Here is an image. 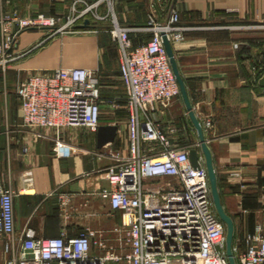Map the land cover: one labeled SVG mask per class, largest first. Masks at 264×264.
Segmentation results:
<instances>
[{
  "label": "crops",
  "instance_id": "crops-1",
  "mask_svg": "<svg viewBox=\"0 0 264 264\" xmlns=\"http://www.w3.org/2000/svg\"><path fill=\"white\" fill-rule=\"evenodd\" d=\"M151 4L160 21L167 20L171 7L179 12L184 39L172 46L195 115L212 121L204 134L222 204L234 220L235 235L252 234L264 222V87L259 85L264 75V0H113L112 8L120 24L141 26ZM67 8L66 0H0V17L17 12L23 18H61L62 23ZM107 10L102 4L98 13L106 16ZM81 25L51 38L41 30L21 32L11 50L13 60L0 72V177L16 194L17 234L30 227L39 237H56L65 228L74 236L84 228L107 230L119 222L99 195L109 186L99 170L110 162L95 154L97 133L63 129V146L56 151L52 130L37 138L20 117L16 89L29 75L83 67L95 72L100 85L114 70L99 46V32L111 26L108 16L90 19L87 28ZM131 37L134 44L147 38L142 33ZM122 107L113 145L124 152L128 137ZM152 115L165 128L176 129L175 142L198 148L203 159L181 97L159 105ZM29 176L32 181L26 182Z\"/></svg>",
  "mask_w": 264,
  "mask_h": 264
},
{
  "label": "built area",
  "instance_id": "built-area-1",
  "mask_svg": "<svg viewBox=\"0 0 264 264\" xmlns=\"http://www.w3.org/2000/svg\"><path fill=\"white\" fill-rule=\"evenodd\" d=\"M66 1L62 23L61 18H23L17 12L0 17V72L13 60L11 50L21 32L41 30L51 38L73 33L87 19L108 16L124 97L104 98L95 72L83 67L31 74L19 83L16 95L22 124L37 138L45 137L43 130H52L56 151L63 146V129L83 127L97 133L104 104L114 111L123 106L126 151L109 143L95 152L110 162L99 170L109 185L99 195L119 222L107 230L84 228L74 236L65 228L56 237H39L30 227L17 234L16 194L0 177L5 264H229L226 226L215 211L204 160L200 157V168H193L190 148L173 139L176 129L165 128L152 117L159 105L181 97L162 38L165 34L172 45L184 39L178 10L171 7L167 20L160 21L151 4L144 25L127 26L118 22L113 0ZM102 4L107 5L106 16L98 13ZM132 33L147 38L134 44ZM200 123L204 133L212 127L210 118ZM31 181L29 176L26 182ZM61 199L64 206L66 199ZM232 252L236 264H264V222L252 234L235 236Z\"/></svg>",
  "mask_w": 264,
  "mask_h": 264
},
{
  "label": "water",
  "instance_id": "water-1",
  "mask_svg": "<svg viewBox=\"0 0 264 264\" xmlns=\"http://www.w3.org/2000/svg\"><path fill=\"white\" fill-rule=\"evenodd\" d=\"M78 27L80 28L89 27V20L88 19L85 20L84 24ZM162 38H163L165 49L167 51V55L169 58V62H170L173 74L176 78V81L180 89L181 98L184 102L190 122L193 125L197 133V137H198L197 146L200 148L201 154L204 159V167L207 171L210 193H211V198L213 201L215 211L219 219L226 226V255L228 258V262L229 264H236L234 256H233V252H232V246H233L234 238H235L234 220L225 211L223 207L221 196H220L219 189H218V179H217V174H216L214 164H213L212 154L207 144V140L205 138V134L203 132L201 123L199 119L197 118V116L195 115V112L193 110L185 81L179 70V66H178L177 59L175 57L173 46L169 42L165 34H162ZM259 85L264 87V75L260 78ZM117 130H118V127L116 125H112V124L101 125L97 131V148L100 149L106 144L114 143L117 137ZM188 156H189V160L193 168H200V163H199L200 154H199L198 148H190L188 151Z\"/></svg>",
  "mask_w": 264,
  "mask_h": 264
},
{
  "label": "rangeland",
  "instance_id": "rangeland-1",
  "mask_svg": "<svg viewBox=\"0 0 264 264\" xmlns=\"http://www.w3.org/2000/svg\"><path fill=\"white\" fill-rule=\"evenodd\" d=\"M99 46L103 47L102 51L106 55L107 62L110 67H113V71L106 73V77L101 78L100 85L101 91L104 98H109L111 96L124 97V89L117 76L116 70L118 68V47L116 42L112 39L109 30L106 28L99 32ZM5 72H1L4 74ZM120 86V87H119ZM120 89V91H119ZM102 123H113L115 125L119 124V107L115 111L109 107L107 103L104 104L101 116ZM238 237V236H237ZM6 255L2 250V244L0 245V264H5Z\"/></svg>",
  "mask_w": 264,
  "mask_h": 264
},
{
  "label": "trees",
  "instance_id": "trees-1",
  "mask_svg": "<svg viewBox=\"0 0 264 264\" xmlns=\"http://www.w3.org/2000/svg\"><path fill=\"white\" fill-rule=\"evenodd\" d=\"M236 236V235H235Z\"/></svg>",
  "mask_w": 264,
  "mask_h": 264
}]
</instances>
